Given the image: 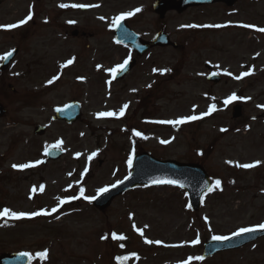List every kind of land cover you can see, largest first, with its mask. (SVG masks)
<instances>
[{
	"label": "rangeland",
	"instance_id": "374dc122",
	"mask_svg": "<svg viewBox=\"0 0 264 264\" xmlns=\"http://www.w3.org/2000/svg\"><path fill=\"white\" fill-rule=\"evenodd\" d=\"M155 2L6 0L0 5V25L32 15L20 27L0 29V56L20 50L0 72V104L7 109L0 120V211L51 213L0 219V257L24 252L31 264H120L121 257H128L124 264H264V239L197 259L213 236L264 224V32L257 30L264 28V0H240L232 10L172 12L161 20L153 12ZM129 12L135 14L124 20L137 34L151 39L163 30L180 48L157 49L131 78L109 84V70L131 58L127 48L112 46L111 35L112 21ZM76 30L86 38L72 37ZM69 60L73 63L62 67ZM211 73L222 77L219 85L207 81ZM232 95L238 99L225 105ZM70 102L82 104L80 121L54 123L53 110ZM212 105L216 110L204 115ZM240 105L241 118L234 119L233 108ZM107 112L116 115H99ZM193 115L202 118L175 126L158 123ZM37 126L47 128L45 136L34 134ZM137 131L142 135L133 134ZM57 143L64 158L45 166V149ZM141 152L201 165L213 182L202 209L193 212L187 193L171 187H139L105 211L93 207L99 189L130 175L128 160ZM256 162L250 169L236 166ZM28 163L35 166L13 167ZM61 200L69 202L61 205ZM113 233L126 239L114 240Z\"/></svg>",
	"mask_w": 264,
	"mask_h": 264
},
{
	"label": "water",
	"instance_id": "95a60500",
	"mask_svg": "<svg viewBox=\"0 0 264 264\" xmlns=\"http://www.w3.org/2000/svg\"><path fill=\"white\" fill-rule=\"evenodd\" d=\"M3 0H0L2 3ZM154 5V11L164 18L168 12L172 10L178 11L183 14L188 8L200 7L207 4H215V2H226L229 6H232L236 0H156ZM116 39L118 42L125 45H131L133 50L138 55H143L145 52L152 49V47H163L170 46L168 35L160 33L150 43L143 42L140 37L135 34L124 22H121L115 32ZM177 47L176 44H173ZM18 54V50L12 52V56L9 57L0 66V70H6L12 63V60ZM135 62H131L122 71L119 78L127 75L134 65ZM210 81L218 83L219 77L212 76L209 78ZM242 107H235L233 116L238 119L241 118ZM53 118L54 121H66L67 123L74 124L79 121L82 116L81 106L78 103L69 104L65 108H57ZM6 109L0 105V119L4 118ZM264 117V114H262ZM44 128L37 127L36 134H43ZM50 160H59L62 157V152L59 150H49L47 155ZM133 170L131 175L125 179L124 182L117 185L114 189L107 191L100 195L93 202V205L100 210H105L112 204L115 198L126 194L128 191L135 190L136 187H175L185 190L189 195V203L191 204L192 210L197 212L202 207V198L208 192V188L212 187L209 177L201 166L197 165H183L173 161H159L154 159L149 153L137 155L133 161ZM156 180H175L178 182L176 185L172 184H156L153 181ZM264 237V231H257L253 233H245L240 236H234L230 239L218 242V241H207L204 243L203 260L211 258L218 253L225 251H231L246 247L247 244L257 241ZM29 256L21 254H10L3 255L0 257V264H29Z\"/></svg>",
	"mask_w": 264,
	"mask_h": 264
},
{
	"label": "snow or ice",
	"instance_id": "6c2138e0",
	"mask_svg": "<svg viewBox=\"0 0 264 264\" xmlns=\"http://www.w3.org/2000/svg\"><path fill=\"white\" fill-rule=\"evenodd\" d=\"M73 7V8H82V7H89L87 5H76V4H73V5H66V4H62L60 5V7L62 8H66V7ZM136 12H139L140 9H136L135 10ZM135 13L134 12H129V13H125V14H122L118 17H116L113 21H112V26L113 27H119L120 25V22L124 19H126L127 17H130L132 15H134ZM32 19V15L31 13L24 19V20H21L19 21L17 24H12V25H0V29H4V30H10V29H14V28H17V27H20L21 25L23 24H26L29 20ZM101 19H103V17H101ZM188 27H198L197 25H189ZM205 27H221L220 25H215V26H211V25H208V26H205ZM243 27H251V26H248V25H243ZM258 31H261V32H264V28H261V29H257ZM12 56V52H8L7 54H5L4 56H0V60H7L9 57ZM73 61L72 60H69L67 61V63L65 65H62V67H67L68 65L72 64ZM128 61L125 60L123 64H119L117 65L116 67H113L112 69H110V73L112 75L113 78H115L116 74L122 70L125 69L126 65H127ZM99 67V66H98ZM155 71V70H154ZM166 71V70H165ZM250 73L249 72H245L243 73L244 76H247L249 75ZM58 78V77H56ZM235 79H240L241 77H234ZM55 79V78H54ZM49 83H52V81H49ZM109 83H111V81H109ZM238 99L235 95H232L231 97H229L227 100L224 101L225 105L227 104H230L232 101ZM128 106L127 105H124L123 108L121 109L120 111V114L119 115H123L124 114V109H126ZM215 105H212L208 112L205 113L204 115H208V114H211V112L215 111ZM101 117H105V116H114L116 115L115 113H112V112H107V113H100L99 114ZM202 117L201 116H188V117H184V118H180V119H176V120H171V121H159L158 123H167V124H171V125H181V124H184V123H187V122H190V121H195V120H198V119H201ZM221 131H226V129H222ZM134 135L136 136H141L142 134L140 132H134L133 133ZM162 144H166L168 143V141H164V140H161L160 141ZM62 143V142H61ZM54 148H60V143H57L56 145H53ZM49 152L47 149H45V155H48ZM96 155L95 153H93V156ZM89 159H91V157H89ZM37 163H41V162H37ZM231 163V162H229ZM259 164V162H256V163H249V164H237L236 166L237 167H241V168H244V169H250V168H253V167H256L257 165ZM128 165L129 167H131L132 165V159L129 158L128 160ZM35 165L31 164V163H28V164H23V165H13L14 168H19L21 170L23 169H26V168H29V167H33ZM153 183H156V184H172V185H176L178 184L177 181L175 180H156V181H153ZM221 185V181L220 180H216L215 181V184H214V187L215 188H219ZM116 185H112V187H115ZM36 189L34 188L33 191H35ZM208 191H212V188H208L207 189ZM41 191H43V187H41ZM107 191H109V189L107 187H104V188H101L99 189V193L100 194H103V193H106ZM84 195V189L81 188L80 189V196L82 197ZM76 198H79V197H73V199H76ZM89 199V202H91V199L92 198H88ZM69 201L68 200H61L60 201V204L63 205L64 203H68ZM58 209L54 208L52 209V212H56ZM51 213L47 212V211H37V212H33V213H24V212H20V213H17V212H14V211H11L7 208L3 209V211H0V219H3L5 217H8V218H11V219H15V220H20V219H31V218H34V217H38V216H46V215H50ZM258 230H264V224H260L258 226V228H241L239 231H237L236 233H234L233 235L234 236H240L242 234H245V233H253V232H256ZM143 233H141L142 235ZM103 238H107V237H103ZM112 238L115 240V239H118V240H124L126 239V237L124 236H117L116 234H112ZM212 239L214 241H218V242H223V241H226L228 239H230V237H227V236H213ZM145 243H153V241H150V240H145ZM158 243V242H157ZM194 244H198L199 243V240H195L193 241ZM22 256L24 255H28L27 253H21ZM40 257L41 258H46L47 256V252H41L40 254ZM29 259L31 260V257H29ZM128 259V257H121L120 258V264H124V261H126ZM197 259H203L202 257H198ZM185 264H188V262H185Z\"/></svg>",
	"mask_w": 264,
	"mask_h": 264
},
{
	"label": "flooded vegetation",
	"instance_id": "af4514ba",
	"mask_svg": "<svg viewBox=\"0 0 264 264\" xmlns=\"http://www.w3.org/2000/svg\"><path fill=\"white\" fill-rule=\"evenodd\" d=\"M239 1H240V0H239ZM215 6H222V7H224V5H222V4H217V5H215ZM215 6H214V7H215ZM76 32H77V35L75 36V39L79 38V36H82V37H85V38H86V34H85V33H82V34L80 35L78 30H76L74 33H76ZM74 33H73V34H74ZM149 39H150V38H149ZM149 39H147V40H149ZM112 46H113L115 49H119V48L121 47V46L116 45V44L114 43V41H113V45H112ZM151 53H152V52H149L148 54H146V56L142 57L141 59H138V64L141 63L142 60L145 59L146 57H148ZM121 60H122V59H121ZM124 61H125V60L120 61L117 65H119V64H123ZM113 65H114V64H113ZM115 65H116V64H115ZM117 65H116V66H117ZM116 66H115V67H116ZM107 78H108V81L111 80V84H112L113 82L117 83V78H116V76H115V78H113L110 72L107 74Z\"/></svg>",
	"mask_w": 264,
	"mask_h": 264
}]
</instances>
